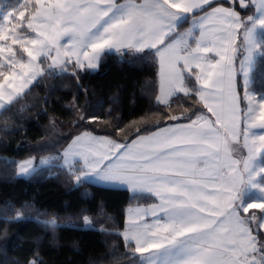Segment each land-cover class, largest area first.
<instances>
[{
    "label": "snow or ice",
    "instance_id": "1",
    "mask_svg": "<svg viewBox=\"0 0 264 264\" xmlns=\"http://www.w3.org/2000/svg\"><path fill=\"white\" fill-rule=\"evenodd\" d=\"M187 14L200 28L195 45H165ZM257 28L264 30V0H24L18 15L0 23V109L12 111L45 72L94 69L109 48L156 49L157 103L170 108L183 98L211 116L185 108L191 115L169 116L168 126L131 143L84 133L64 153L66 163L82 161L75 170L69 163L70 173L78 184L93 177L158 200L130 210L120 234L138 255L135 264H264V165L256 163L264 131H254L264 130V93L250 88L254 53L264 56ZM30 165L21 163V173ZM250 190L259 200L246 199ZM16 212L14 219L24 218L23 209Z\"/></svg>",
    "mask_w": 264,
    "mask_h": 264
},
{
    "label": "trees",
    "instance_id": "2",
    "mask_svg": "<svg viewBox=\"0 0 264 264\" xmlns=\"http://www.w3.org/2000/svg\"><path fill=\"white\" fill-rule=\"evenodd\" d=\"M19 1L0 0L1 11ZM187 23L183 20L176 30ZM257 41L264 44V31H257ZM75 72L73 67L45 72L14 101L12 111L0 110V264L32 259L43 264H135L138 255L133 256L120 235L125 209L154 198L86 180L76 183L61 164L62 150L81 132L129 142L169 124V116L191 115L185 108H201L209 116L201 104L183 98L170 108L157 103L158 61L150 49L103 52L95 69ZM250 88L264 93V56L259 51ZM49 155L55 156L51 164L26 177L17 174L20 160ZM260 161L264 165V156ZM17 209L24 210V218L14 219Z\"/></svg>",
    "mask_w": 264,
    "mask_h": 264
},
{
    "label": "crops",
    "instance_id": "3",
    "mask_svg": "<svg viewBox=\"0 0 264 264\" xmlns=\"http://www.w3.org/2000/svg\"><path fill=\"white\" fill-rule=\"evenodd\" d=\"M126 0H116V3H119V4H123L125 3ZM137 3H143L144 0H136ZM253 11H255L253 9ZM200 15H202V13H200ZM187 19L188 23L187 25L182 29V30H176L177 27L174 29V31L170 32L168 34L167 37H165V45L167 44H172V43H175L177 41H181L183 44H186V45H189V46H194L195 45V41L196 39L199 38L200 36V28L198 25H194L193 23V14H187L186 18L180 20L177 22V26L183 21ZM189 30L190 33H189ZM257 31L258 29L256 30V40H257ZM158 47H161L163 48L164 45H158ZM124 49H127V48H124ZM146 49H150V50H153L157 56V61H158V92H157V96L160 95V86H161V63H160V58L159 56L157 55L156 53V49H153V48H145L144 50ZM129 50V49H127ZM109 50L105 49L103 52H107ZM125 51V50H124ZM129 51H133V50H129ZM102 52V53H103ZM111 52V51H109ZM101 53V54H102ZM255 54V53H254ZM101 56V55H100ZM237 56V55H236ZM243 56H242V49H241V57L240 58H237L236 57V66L237 68L239 67V61L240 59H242ZM237 62H238V65H237ZM95 69V68H94ZM209 116H211V114L209 113ZM195 119V118H194ZM184 123H187V122H184ZM169 124L165 125V126H162V127H166L168 126ZM161 128V127H159ZM159 128L147 133V134H142L144 136H147V135H150L152 132H155L157 131ZM84 133H90V132H81L75 136H73L71 138V140L66 144V146L64 147V149L62 150V153H61V164L69 169V163H71L72 165H74V169H79L82 165V161H80L79 157H74V158H70L69 160V163H66L65 162V157H64V153L66 150H68L70 148V146L73 145V141L78 137V136H81L82 134ZM92 136H96V137H106V136H103V135H98V134H94V133H90ZM140 136V135H139ZM138 137V136H137ZM137 137H135L134 139H132L131 141L129 142H118V143H131L133 140L137 139ZM108 138V137H107ZM110 139V138H109ZM112 140V139H111ZM117 142V141H116ZM50 158V159H49ZM55 158V156H54ZM53 157H41L40 159H33V158H26V159H23V160H20L18 163H17V174L19 176H23V177H26L28 176L34 169L38 168V167H42V166H46V165H49L51 164V162L53 161L54 159ZM46 159V160H45ZM49 159V161H47ZM25 161H31V165H30V169L27 173H21L20 171V164L25 162ZM86 181H89L91 183H94L96 185H100V186H106V187H113V188H123V189H127L131 192H133L130 188L127 187V185H124V184H120V183H105V182H101V181H98L96 180L95 178L93 177H89ZM142 194H148L151 196V194L147 193V192H144ZM154 198V202L150 203V204H133V205H129L126 207L125 209V219H124V226L123 228L120 230V233L122 234L125 229L128 227V222H129V216H130V210H134V209H137V208H141V209H145V208H148L150 205H153V204H156L158 203V200L152 196ZM150 219V217H149Z\"/></svg>",
    "mask_w": 264,
    "mask_h": 264
},
{
    "label": "rangeland",
    "instance_id": "4",
    "mask_svg": "<svg viewBox=\"0 0 264 264\" xmlns=\"http://www.w3.org/2000/svg\"><path fill=\"white\" fill-rule=\"evenodd\" d=\"M23 3H24V0H20V1L18 2L17 6H15V7H13V8H10V9H7V10H4V11H1V5H0V16H1V21H0V23H3V22H4V17H5V15H6L7 13L15 12L16 15H18V11H19L20 5L23 4ZM257 15H258V13H257ZM12 18L15 19L16 17L13 16ZM257 29H258V31H264V30H261V29H259V28H257ZM67 41H68V38L65 37V38L63 39L62 43H67ZM107 50H109V51H111V52L119 53V54L123 53L124 50H125V51H129V50H127V49H122L120 52H117L115 48H109V49H107ZM256 54H257V52L254 54V57H255ZM71 68H72V65H69L67 70H69V69H71ZM55 72L59 73V72H61V71H60L59 69H57ZM37 78H38V77H37ZM37 78H36V79H37ZM35 81H36V80H35ZM35 81H33V83H34ZM26 90H27V89H26ZM255 94H256L257 96L260 95V94H257V93H255ZM0 110H1V109H0ZM254 131H256L257 133H259V132L264 131V130H261V129H254ZM237 154H243V155H246V151H244V150H240ZM44 157H46V159H47V157H53V158H54V155H51V156L49 155V156H44ZM46 159H45V160H46ZM49 159H50V158H49ZM49 159H48L47 161H49ZM260 160H261V156L258 157L256 163L259 164V165H262ZM69 170H70V169H69ZM246 199H248V200H250V201H251V200H259V193L250 190V191L247 193ZM255 210L259 212V209H253V210H251V211L256 212ZM256 213H257V212H256Z\"/></svg>",
    "mask_w": 264,
    "mask_h": 264
}]
</instances>
